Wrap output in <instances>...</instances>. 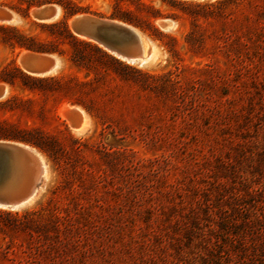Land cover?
I'll return each mask as SVG.
<instances>
[{"label":"rangeland","instance_id":"rangeland-1","mask_svg":"<svg viewBox=\"0 0 264 264\" xmlns=\"http://www.w3.org/2000/svg\"><path fill=\"white\" fill-rule=\"evenodd\" d=\"M57 1L0 0L19 17L0 25L45 38L30 12ZM70 1L106 19L116 5ZM142 1L166 16L159 28L171 24L162 42L142 32L157 55L119 65L81 48L91 63L76 66L65 44L47 77L87 83L72 96L16 74L24 50L0 31V129L43 135L56 150L34 147L42 188L26 206L0 209V264H264V0H245L231 20L207 8L218 0ZM15 98L31 102L3 106ZM64 107L89 127L74 132ZM49 205L62 215L47 216Z\"/></svg>","mask_w":264,"mask_h":264},{"label":"water","instance_id":"water-1","mask_svg":"<svg viewBox=\"0 0 264 264\" xmlns=\"http://www.w3.org/2000/svg\"><path fill=\"white\" fill-rule=\"evenodd\" d=\"M59 9L58 5L44 4L32 9L30 15L36 22L49 23L58 18ZM15 16L14 11L0 6V24L14 23ZM159 26L168 30L171 24L163 21ZM69 27L75 37L95 43L124 62L146 64L153 59V44L132 25L81 13L70 18ZM17 61L21 70L33 77L50 76L61 65L55 55L31 50L22 51ZM5 95L6 89L0 86V98ZM66 119L69 126L78 129L84 118L78 110L72 109ZM45 178L46 163L34 147L0 140V209L18 210L29 204L38 195Z\"/></svg>","mask_w":264,"mask_h":264},{"label":"trees","instance_id":"trees-1","mask_svg":"<svg viewBox=\"0 0 264 264\" xmlns=\"http://www.w3.org/2000/svg\"><path fill=\"white\" fill-rule=\"evenodd\" d=\"M67 2H63V0H58L56 3L61 7L64 19L62 21H53L49 23H42L40 26L44 29L46 36L45 38H41L40 36H33L26 34L24 31L17 27H11L6 25H0V31L2 32L1 40L4 44L10 46L13 50H31L36 52L48 53L53 55H58L62 58L68 55V50L64 49L63 46L65 44H69L72 47V51L70 52L69 60L76 66L87 65L91 63L90 60L87 59L86 56H83L81 48H85L93 52L98 60L111 61L115 64L123 65L121 61L116 59L115 57L108 54L98 45L93 42H89L80 38L75 37L68 24L67 20H69L72 16L79 13H89L98 15L106 18L99 13L92 12L86 8H79L70 0H66ZM127 1V3H137L135 6V10L130 8L124 9L122 7L123 3ZM245 0H218L215 4H208L207 8H213L216 6L220 7V15L225 17L226 19H230V16L234 15L236 11H240L241 6H245ZM248 6H252L251 3L247 2ZM247 8V7H246ZM17 12L21 10H16ZM24 17L27 15L24 14ZM166 16L161 14L159 11H156L152 6L144 3L142 0H116L115 10L110 15L109 19L117 20L120 22H124L126 24L132 25L142 32H150V36L153 40H159L162 42L163 38L166 35L161 31V29L156 25L158 19H163ZM234 17V16H233ZM249 24L251 22L250 17L245 18L244 20ZM191 38V37H190ZM176 42L175 39H172ZM171 53H173L171 51ZM174 55V53H173ZM105 63V62H104ZM89 66V65H88ZM9 69L6 68L5 72L9 73ZM16 74L24 77L28 80L37 81L40 83H44L46 85L57 84V89L53 91L67 93L72 96L74 93L80 91V88L76 86H82L87 83L77 82L73 87V82L77 81L75 78H71V80H65V77H47V78H35L29 75L24 74L18 68H15ZM52 91V90H50ZM72 99V98H69ZM18 98L14 99V103L8 104L7 102L3 104V106L7 107L10 110H22L21 106L26 104L25 102L31 101H20V104L15 103ZM70 103L75 105L84 106V103L81 100H70ZM0 139L8 140V141H16L28 144L32 147H36L40 149L42 152L46 153L49 157L55 156L54 151L55 145L52 140L43 136L34 134L33 132L20 130L18 128L13 127V125L5 122L2 125V129H0ZM52 151L54 154H52ZM58 153V151H57ZM55 158H58L56 156ZM49 209H42L43 212H47V216H61L62 214L55 207H51L49 205Z\"/></svg>","mask_w":264,"mask_h":264},{"label":"bare ground","instance_id":"bare-ground-1","mask_svg":"<svg viewBox=\"0 0 264 264\" xmlns=\"http://www.w3.org/2000/svg\"><path fill=\"white\" fill-rule=\"evenodd\" d=\"M60 15H61V12H60V9H59V15H58V18H60ZM57 18V19H58ZM56 19V20H57ZM55 20V21H56ZM19 21V17L16 15L15 16V20H14V23L15 22H18ZM157 55V52H156V49H155V47H153V54H152V57L154 58L155 56ZM133 64H136V63H133ZM139 65H143V64H139ZM53 74V73H52ZM72 109H76V110H78L77 108H68V107H64V108H62L61 109V113L63 114V115H65L66 117H67V113L70 111V110H72ZM82 115H83V124H82V126L80 127V128H78V129H76V128H73L72 127V129H73V131L74 132H76V133H81V132H83V131H85L88 127H89V121H88V119H87V116H85L84 115V112H82L80 109L78 110ZM44 160V159H43Z\"/></svg>","mask_w":264,"mask_h":264}]
</instances>
